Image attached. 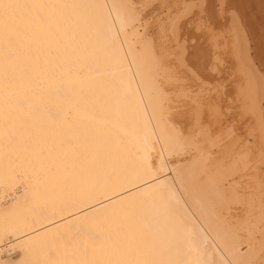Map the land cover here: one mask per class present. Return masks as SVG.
<instances>
[{
  "label": "bare ground",
  "instance_id": "bare-ground-1",
  "mask_svg": "<svg viewBox=\"0 0 264 264\" xmlns=\"http://www.w3.org/2000/svg\"><path fill=\"white\" fill-rule=\"evenodd\" d=\"M133 2L0 0V264H264L259 156L238 164L217 125L189 145L164 82L207 76L187 57L200 36L258 130L264 56L241 5L215 0L210 30L160 49Z\"/></svg>",
  "mask_w": 264,
  "mask_h": 264
},
{
  "label": "snow or ice",
  "instance_id": "snow-or-ice-1",
  "mask_svg": "<svg viewBox=\"0 0 264 264\" xmlns=\"http://www.w3.org/2000/svg\"><path fill=\"white\" fill-rule=\"evenodd\" d=\"M214 2L215 0H144L142 3L133 2L127 7L129 10H136L133 18L138 19L148 30L145 35L152 41L153 47L159 46L163 49L166 44L176 43L178 29H188L196 33H201L205 29L210 30L214 20L208 9ZM224 6L226 7V2ZM194 10L208 15L207 24L194 26L191 23ZM174 13L176 15H173ZM192 43H195L194 39ZM161 59L166 60V57L162 55ZM253 63L249 52L243 58V66L240 70L241 86L242 75L248 72ZM222 64H226V61L217 60L210 65L207 76L191 66H185L186 76L182 84L191 103L180 111L179 127L176 131L191 145L196 139L197 130L207 135L210 134L213 125L223 127L238 148L234 153L238 164L244 167L254 165L257 163L254 157L258 155V170L264 173V117L257 130L251 115L239 106L236 90L232 89L230 92L229 81L220 80Z\"/></svg>",
  "mask_w": 264,
  "mask_h": 264
},
{
  "label": "rangeland",
  "instance_id": "rangeland-1",
  "mask_svg": "<svg viewBox=\"0 0 264 264\" xmlns=\"http://www.w3.org/2000/svg\"><path fill=\"white\" fill-rule=\"evenodd\" d=\"M134 1L136 3L144 2V0H134ZM231 1H238V6L241 5L239 8H242L243 13H244L243 17L245 18L246 23L251 30L253 48L255 46L257 47V48L255 47V49H253V50H255V51H253V53L257 52V55H258V51H259L261 56H264V0H231ZM147 31L148 30L145 29L144 33H146ZM198 37L199 38L195 37V38H192L189 40L187 39V43H186L187 57H188V59L192 60V64H195L194 66L199 67V70L202 73H204V72L206 73V71L208 69V60H209V59H207L208 58V56H207L208 51L206 50L207 48H206L205 43H203V40L201 42L200 36H198ZM193 39L195 40V43H192ZM256 50H258V51H256ZM258 64H260L261 67H264V65H262L261 62ZM224 65L228 66L229 64L227 62ZM226 68L227 67H225V69ZM177 71H178L177 76L179 75L178 76L179 80L165 79L164 82L166 84V87L167 88L169 87L168 88L169 92H170L169 93V99L171 101V106H172L171 112L173 113L174 116H176L175 118L179 122L180 111L183 110L186 106H188V103L191 101L188 99L187 96H182L181 95L182 92H180L181 91L180 86L183 85L182 80L186 76V73H184L182 71L180 72L179 70H177ZM222 72H223V70H221V73ZM223 74L224 73H222L221 76H223ZM182 91L184 92V90H182ZM235 206H239V205H235ZM238 209L239 208L237 207V211L235 210L236 211L235 213H237V215L239 217H241L242 216L241 210L239 209L240 210L239 211ZM16 254H18V253L16 252Z\"/></svg>",
  "mask_w": 264,
  "mask_h": 264
}]
</instances>
